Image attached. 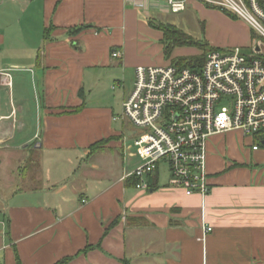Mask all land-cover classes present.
Here are the masks:
<instances>
[{
  "label": "crops",
  "instance_id": "crops-1",
  "mask_svg": "<svg viewBox=\"0 0 264 264\" xmlns=\"http://www.w3.org/2000/svg\"><path fill=\"white\" fill-rule=\"evenodd\" d=\"M160 11L141 0H0V264H264V146L242 132L208 140L205 198L171 187L165 165L148 191L125 179L141 163L122 118L135 82L118 114L98 98L102 77L117 50L135 80L138 67L185 58L160 54ZM114 148L118 176L105 163ZM21 180L33 186L3 193Z\"/></svg>",
  "mask_w": 264,
  "mask_h": 264
},
{
  "label": "built area",
  "instance_id": "built-area-1",
  "mask_svg": "<svg viewBox=\"0 0 264 264\" xmlns=\"http://www.w3.org/2000/svg\"><path fill=\"white\" fill-rule=\"evenodd\" d=\"M173 14L187 10L193 0H141ZM241 19L264 39V0H199ZM255 43L249 55L240 48L209 51L203 63L138 67L123 116L133 126L129 138L140 165L125 179L148 191L161 166L171 187L187 196H208L207 143L216 135L240 131L264 146V52ZM114 51L112 57L121 59ZM5 81L9 79L8 74ZM0 75V76H1ZM205 233L212 228L204 229Z\"/></svg>",
  "mask_w": 264,
  "mask_h": 264
},
{
  "label": "rangeland",
  "instance_id": "rangeland-1",
  "mask_svg": "<svg viewBox=\"0 0 264 264\" xmlns=\"http://www.w3.org/2000/svg\"><path fill=\"white\" fill-rule=\"evenodd\" d=\"M165 11L157 12L158 16H155L153 21H151L152 24L155 23V27L160 25L175 26L178 30H181L185 34L191 36L195 41H198L203 45L207 44V46L211 48L226 50L238 47L243 53L249 55L251 44L255 43L259 45L262 49L261 51L264 52V39L255 33V31L248 24L239 18L233 17L229 13L221 11L218 8L207 6L199 0H193L189 4L187 11L180 14H173L166 9ZM236 21L242 22V24H244V28L242 29ZM241 39L243 40V43ZM171 44L172 43L170 41L168 42L165 39L161 43L162 50L160 54H163L166 60L171 59L174 54L178 53H185L182 57L186 58L189 57V54H187L188 52H194L199 56H201L204 52L196 46L176 45L169 50L167 55L166 47ZM118 64L119 62L116 59L114 64L115 70L109 71L103 75V86L101 94L98 98L99 100H104L105 103L115 106L116 113L121 114L123 99L125 95H128L133 87L135 82V73L133 71L121 70L122 66L116 67ZM29 94H32L31 90ZM111 151H109V159L105 157V163L111 169L113 176H118L122 173V167L119 159L120 152L117 148H114ZM165 172L166 170L164 169L162 171L161 181L167 179ZM30 182L31 183H24L22 180L17 181L14 187L10 186L9 191L3 189V193L11 195L12 191L16 188L20 190L26 189L28 191L29 188L33 186L32 181Z\"/></svg>",
  "mask_w": 264,
  "mask_h": 264
},
{
  "label": "trees",
  "instance_id": "trees-1",
  "mask_svg": "<svg viewBox=\"0 0 264 264\" xmlns=\"http://www.w3.org/2000/svg\"><path fill=\"white\" fill-rule=\"evenodd\" d=\"M225 13H228V12H225ZM160 29L164 33L165 40H167L168 42L170 41L172 43L170 46L167 45V47H166V49H167L166 54L167 55L169 53V50L172 49L173 47H175L176 45L177 46H182V45L196 46V47H198L204 51L201 56L198 55V56L191 57V58H181L176 62V64H184V65H188V66H192V64L194 65V64H198V63L201 64V63H203L206 54L209 51L216 49V48L208 47L207 44L203 45L202 43L195 41L191 36L185 34L181 30H178L174 26L161 25ZM79 30H82V29H79ZM174 64H175V62H174ZM111 141L112 140L101 141V142L95 144L94 146H92L91 149L92 150L100 149L101 147L107 145ZM127 183H129L130 185L135 187L137 181L135 179L130 178V179H127ZM88 249H91V247H89ZM68 261H69V259H65L63 261L58 262L57 264H66Z\"/></svg>",
  "mask_w": 264,
  "mask_h": 264
}]
</instances>
